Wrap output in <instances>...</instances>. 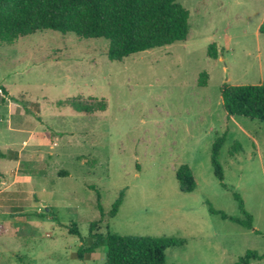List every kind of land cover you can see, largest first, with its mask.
<instances>
[{
  "label": "rangeland",
  "instance_id": "374dc122",
  "mask_svg": "<svg viewBox=\"0 0 264 264\" xmlns=\"http://www.w3.org/2000/svg\"><path fill=\"white\" fill-rule=\"evenodd\" d=\"M177 1L189 11L186 40L120 61L108 58L109 40L75 33L0 43V264H105V244L76 256L97 221L102 234L183 240L165 248L166 264L264 254V121L228 117L221 97L223 84L264 83V0ZM223 134L226 186L211 162ZM181 164L193 191L179 188ZM235 193L252 229L209 211L241 217ZM74 223L82 241L68 230Z\"/></svg>",
  "mask_w": 264,
  "mask_h": 264
},
{
  "label": "trees",
  "instance_id": "16d2710c",
  "mask_svg": "<svg viewBox=\"0 0 264 264\" xmlns=\"http://www.w3.org/2000/svg\"><path fill=\"white\" fill-rule=\"evenodd\" d=\"M54 30L75 33L79 37L104 38L110 41L108 58L120 61L131 54L170 45L186 40L189 33V11L177 0H0V43L10 44L19 35L34 34L38 31ZM264 34V19L259 26ZM208 56L218 54L215 44L208 46ZM207 73L200 74V84H207ZM0 91L8 94L0 84ZM222 105L228 117L245 116L264 121V83L255 85L221 86ZM5 98L1 102H5ZM92 109V108H90ZM90 109H84L88 112ZM100 109H105L102 105ZM226 135L219 137L212 148L211 162L214 175L223 186L224 174L218 160L219 150ZM0 156L5 154L0 151ZM176 178L181 191L190 192L196 187L191 168L181 164L176 169ZM241 217L229 216L210 206L212 214L220 215L245 228H253V217L244 207V201L237 193ZM124 198V189L119 193L112 209L114 217ZM101 217L104 212L98 204ZM98 221L90 224L89 245H80L77 258L83 260L102 244L106 245L105 264H166L165 248L178 246L183 240L170 237L138 235H117L107 231L98 232ZM71 234L82 237L74 223L68 228ZM256 233H260L255 230ZM264 254L249 250L236 264H249L260 260Z\"/></svg>",
  "mask_w": 264,
  "mask_h": 264
}]
</instances>
